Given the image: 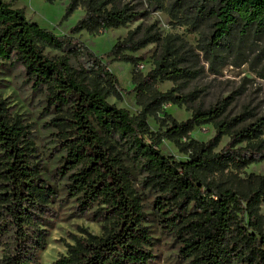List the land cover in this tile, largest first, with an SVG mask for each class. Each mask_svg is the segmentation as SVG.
Wrapping results in <instances>:
<instances>
[{
  "label": "trees",
  "instance_id": "16d2710c",
  "mask_svg": "<svg viewBox=\"0 0 264 264\" xmlns=\"http://www.w3.org/2000/svg\"><path fill=\"white\" fill-rule=\"evenodd\" d=\"M17 2L0 0V72L12 70L37 99L57 146L66 197L100 229L79 228L53 264H149L148 208L184 264H264V174L246 172L264 161V115L229 116L227 99L198 105L200 91L187 90L199 77L196 54L178 34L162 35L154 24L128 30L104 57L94 53L77 36L82 31L98 36L146 14L124 0H68L59 24L78 9L83 15L67 35L27 19ZM145 2L196 33L195 50L210 67L228 64L229 57L243 64V44L264 40V0ZM149 44L156 49L144 73L138 66L145 55L135 54ZM115 62L132 67L131 89L109 69ZM164 82L172 86L161 91ZM123 93L134 94L135 115L108 101L122 100ZM167 105L184 106L190 116L177 121ZM203 125L212 126L213 136L194 139ZM30 130L0 97V264H38L47 237L38 217L60 197L32 161ZM163 141L187 159L162 153Z\"/></svg>",
  "mask_w": 264,
  "mask_h": 264
},
{
  "label": "rangeland",
  "instance_id": "374dc122",
  "mask_svg": "<svg viewBox=\"0 0 264 264\" xmlns=\"http://www.w3.org/2000/svg\"><path fill=\"white\" fill-rule=\"evenodd\" d=\"M9 1V0H6ZM18 0L15 8H23L26 18L37 22L41 27L53 31L57 35L69 33V29L74 26L77 20L82 17L83 10H76L66 21L59 24L64 14L65 5L68 0ZM124 3L134 6L143 16L137 17L125 28L108 29L103 34L94 36L82 31L78 37L98 56L104 57L117 38H123L128 30L137 26L146 27L155 25L162 35L178 34L183 38L188 47L196 56L193 57V68L199 72V77L190 83L187 90L200 91V98L197 102L203 108L214 106L222 100H229V116L241 114L243 111H249L252 119L264 115V78L259 73L264 74V40L254 41L253 44L244 45L246 62L239 64L240 59L229 57L228 64L222 62L214 64L212 67L204 60L202 55L197 54L195 47L197 45L198 35L190 32L186 26H178L171 23L166 13L153 11L145 0H124ZM203 32H208V26L203 27ZM156 49L154 44H149L145 49L135 55H145L142 71L146 73L152 67L153 53ZM198 55V56H197ZM104 58L103 61H107ZM109 69L116 75L120 86L126 90L132 88L131 70L132 67L123 62H115ZM170 82H164L159 85L161 91L171 88ZM0 97L8 103L11 116H18L23 123L31 126L36 152L32 159L41 171V177L50 185L55 186L60 197L57 203H50L45 208L44 213L38 217L43 223V231L47 233L46 245L38 253V264H53V262L65 254V243L70 242V235L77 234L79 228H87L94 234H99L98 223L89 220L86 216L79 213L75 203L66 197L64 192V182L58 175V150L53 142L51 131L45 127V118L41 115V106L30 91L22 86L14 77V72L10 69H2L0 72ZM108 101L117 107L127 109L130 114L135 115L139 108L135 104L134 94H122V100L113 97ZM165 111L173 115L177 121H184L190 116V111L184 106L174 105L165 106ZM153 130H157V125L153 119H148ZM214 134L211 125H203L194 130L191 136L199 141H207ZM264 137V136H263ZM227 142L224 137L220 146ZM162 153L173 156L178 161H185L186 155L181 154L168 141H163L160 147ZM247 173L264 174V161L249 166ZM1 183V181H0ZM147 225L153 236V258L149 264H184L177 256V247L173 242L160 235L158 227L153 220L151 209L147 210ZM261 213L264 214V204L261 206ZM2 247H0V261L2 257Z\"/></svg>",
  "mask_w": 264,
  "mask_h": 264
},
{
  "label": "built area",
  "instance_id": "2783aa9c",
  "mask_svg": "<svg viewBox=\"0 0 264 264\" xmlns=\"http://www.w3.org/2000/svg\"><path fill=\"white\" fill-rule=\"evenodd\" d=\"M142 67H143V63H141V64L138 66V68H139L140 70H142Z\"/></svg>",
  "mask_w": 264,
  "mask_h": 264
}]
</instances>
